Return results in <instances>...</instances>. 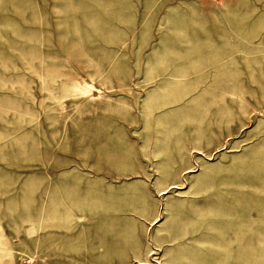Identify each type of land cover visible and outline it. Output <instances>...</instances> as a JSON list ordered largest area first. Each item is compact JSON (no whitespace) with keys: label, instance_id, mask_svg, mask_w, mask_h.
<instances>
[{"label":"rangeland","instance_id":"rangeland-1","mask_svg":"<svg viewBox=\"0 0 264 264\" xmlns=\"http://www.w3.org/2000/svg\"><path fill=\"white\" fill-rule=\"evenodd\" d=\"M0 264H264V0H0Z\"/></svg>","mask_w":264,"mask_h":264}]
</instances>
